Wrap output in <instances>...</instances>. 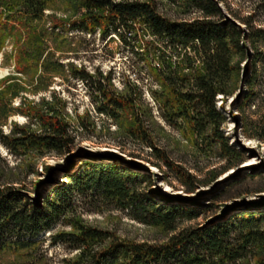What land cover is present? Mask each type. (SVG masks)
<instances>
[{"label": "trees", "instance_id": "trees-1", "mask_svg": "<svg viewBox=\"0 0 264 264\" xmlns=\"http://www.w3.org/2000/svg\"><path fill=\"white\" fill-rule=\"evenodd\" d=\"M14 1L6 17L0 13V51L8 37L14 45L13 71L0 78V122L8 115L6 102L11 103L24 89L47 86L45 73L63 74L66 69L87 83L94 84L97 79L101 113L116 117L117 110H133L127 95H117L102 86V82H110L111 72L105 76L101 72L77 71L73 63L53 59L54 53L44 41L47 33L59 37L68 31L99 30L106 39L113 31L126 44L132 37L137 42L135 51L142 54L143 66L162 88L153 96L163 116L170 122L180 118L193 127L220 122L217 97L231 94L240 72L234 56L244 58L251 40L247 30L224 21L216 0H166L200 13L192 19L164 15L161 0H60L71 15L54 17L50 30L41 21L48 0ZM263 34L264 30L257 29L253 36ZM147 36L155 38L156 44L145 40ZM18 110L27 120L14 123L8 133L0 129V141L12 155L22 160L30 153L39 159L71 152L76 135L51 101L43 99L42 106L21 101ZM219 144L229 152L223 139ZM150 147L181 178L189 177L163 151ZM27 166L26 173L33 172L31 164ZM3 175L1 171L0 264H264V201L256 211L242 213L234 221L229 218L213 226L177 231L178 218L196 215L179 213L189 208L179 206L176 211L173 206L155 201L149 193L140 192L138 185L143 176L139 173L110 163L99 172L87 169L84 176L67 173L72 188L102 192L129 210L133 219L168 233L167 239L159 243L137 242L88 224L75 213H65L62 187H52L45 204L38 207L13 181L1 183ZM51 194L53 199L49 200ZM51 245H61L69 253H50ZM6 255L14 259L2 260Z\"/></svg>", "mask_w": 264, "mask_h": 264}, {"label": "rangeland", "instance_id": "rangeland-1", "mask_svg": "<svg viewBox=\"0 0 264 264\" xmlns=\"http://www.w3.org/2000/svg\"><path fill=\"white\" fill-rule=\"evenodd\" d=\"M216 2L222 8L224 21L238 24L251 38L244 58L234 56L240 72L235 76L231 94L217 97L219 123L205 122L202 127H193L180 118L166 120L153 96L162 92L160 83L143 66L142 54L135 51L137 42L132 37L126 44L113 31L106 39L99 30L68 31L59 37L47 33L44 41L54 53L53 59L71 62L77 71L101 72L105 76L111 72L110 82L104 81L102 86L117 95H127L134 107L117 110V116L111 117L98 110L101 87L97 79L94 84L87 83L67 69L63 74L45 73L47 86L24 89L11 103L6 102L8 115L0 122V129L8 133L14 123L27 120L18 110L21 101L42 106L44 99L64 114L76 135L75 143L70 153L39 159L30 153L21 160L0 141V172L4 173L1 183L13 181L38 207L45 204L52 187L60 186L65 191V213H75L88 224L137 242L159 243L167 239L168 233L133 219L129 210L102 192L72 188L67 173L84 176L87 169L99 172L108 163L139 173L143 176L138 185L140 192L149 193L155 201L173 206L176 211L179 206L189 208L179 213L196 215L191 219L178 218L177 231L213 226L229 218L234 221L242 213L256 211L264 201V34L259 38L253 35L257 29L264 30V0ZM14 3L0 0L3 17ZM159 6L164 15L173 19L200 15L166 0H161ZM69 15L63 2L48 0L41 21L50 30L54 17ZM145 40L156 44L155 38L147 36ZM13 49V40L8 37L0 51V78L13 71ZM219 139L227 143L229 152L221 149ZM150 144L189 177L181 178ZM28 163L31 173H26ZM48 250L58 256L69 253L61 245H51ZM13 259L12 255L2 256L4 261Z\"/></svg>", "mask_w": 264, "mask_h": 264}]
</instances>
